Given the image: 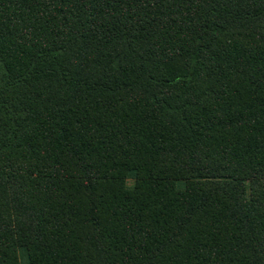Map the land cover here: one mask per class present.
<instances>
[{
	"label": "trees",
	"instance_id": "trees-1",
	"mask_svg": "<svg viewBox=\"0 0 264 264\" xmlns=\"http://www.w3.org/2000/svg\"><path fill=\"white\" fill-rule=\"evenodd\" d=\"M0 264H264V0H0Z\"/></svg>",
	"mask_w": 264,
	"mask_h": 264
}]
</instances>
